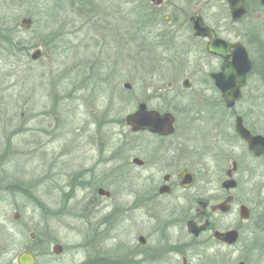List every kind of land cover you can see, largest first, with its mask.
Here are the masks:
<instances>
[{"label":"rangeland","instance_id":"1","mask_svg":"<svg viewBox=\"0 0 264 264\" xmlns=\"http://www.w3.org/2000/svg\"><path fill=\"white\" fill-rule=\"evenodd\" d=\"M127 1L0 0V264H16L23 250L36 255V264H121V206L133 204L150 176L122 162L148 159V150L133 146L152 145L127 131L124 116L140 100L183 109V75L209 67L197 54H183L184 36L173 43L178 56L164 57L170 62L153 61L155 47L146 54L125 42L123 33L134 27ZM24 17L28 28L21 27ZM252 26L246 17L225 36L243 42L254 62L236 111L264 134V28ZM224 114L218 128L233 136V117ZM212 123L204 112L188 111L176 134L199 142ZM124 140L130 142L122 149ZM234 151L248 170L238 174L239 191L264 209V163L241 155V147ZM97 185L109 196L96 195ZM131 210L133 219L138 213Z\"/></svg>","mask_w":264,"mask_h":264},{"label":"flooded vegetation","instance_id":"2","mask_svg":"<svg viewBox=\"0 0 264 264\" xmlns=\"http://www.w3.org/2000/svg\"><path fill=\"white\" fill-rule=\"evenodd\" d=\"M127 3L131 5L129 11L134 13V22H130L134 27L133 30L129 26V30L126 28L125 42L131 40L146 54L155 47L160 54L157 57L150 54L156 57L152 60L170 62L178 56L174 40L184 36L187 44L183 54H197L196 58H203L209 67L183 75L181 87L189 95L187 102L182 104L183 109L180 104L171 102L140 100L128 113L135 112L141 104L159 116L170 113L174 119L171 133L160 134L147 129L132 131L125 122L128 114L124 116L127 131L149 137L152 145L151 149L139 144L133 146L140 152L148 150V159L134 156L130 162L126 159L122 162L124 166L132 164L146 170L150 176L145 178L146 188L136 195L133 204L127 209L121 206V264H264L263 202L252 201V193L239 191L238 174L248 173V170L234 151L235 146L241 147L244 151L241 155L264 163V155L257 156L250 151L235 129L236 117L240 116L251 134L264 135L248 128L244 114L236 111L254 62L243 42L237 37L225 36L250 16L252 31L264 28V0H129ZM232 4L240 11L243 9V14L236 19L232 15ZM197 28L205 35H197ZM212 37L226 42L225 56L208 51ZM237 42L247 50L251 70L240 86L239 98L227 106L216 75L222 71L224 58L226 61L232 58L233 45ZM168 55L173 58H164ZM155 95L157 98L161 94ZM195 110L204 112L213 122L210 129L201 131L199 142L176 134L180 114L188 116V111ZM223 111L233 117V136L222 134L218 128ZM127 142L130 141H122V149ZM133 158L141 162L136 164ZM90 180L88 183L92 182ZM100 188L107 191L101 185L94 186L92 191L103 195ZM131 209L138 217L132 219ZM242 211L246 216L241 215ZM105 221L102 218V223ZM230 231L236 234L233 241L228 242L224 233ZM55 244L58 243L53 246ZM221 248L228 252L225 258L221 257ZM31 253L36 264V255Z\"/></svg>","mask_w":264,"mask_h":264},{"label":"water","instance_id":"3","mask_svg":"<svg viewBox=\"0 0 264 264\" xmlns=\"http://www.w3.org/2000/svg\"><path fill=\"white\" fill-rule=\"evenodd\" d=\"M241 7V6H240ZM232 15L236 19L243 14L242 11L235 8L232 4ZM31 24V19L24 17L21 20V27L28 28ZM197 35H205V32L199 28L196 31ZM234 53L230 61H226L224 58V63L222 71L216 75L217 85L221 88L222 94L225 98L227 106L233 105L234 101L240 96V86L246 81L247 74L251 70V61L248 56L245 47L237 42L234 45ZM227 44L225 41L220 39H215L212 37V41L208 44V51L225 56V49ZM40 57V50L36 49L31 54L32 59H37ZM215 78V76H213ZM124 88L129 89L131 85L129 83L123 84ZM232 92V93H230ZM173 116L170 113H165L163 116H159L157 112L153 110H146L144 104H141L138 109L128 114L125 117L126 125L131 127L132 131H139L147 129L151 132H156L160 134H169L173 131ZM235 129L237 133L247 142L248 149L252 151L255 155H264V135L251 134L242 124V118L240 116L236 117ZM133 162L139 164L141 161L138 158H133ZM191 181V180H189ZM99 192L104 193L106 196L109 195L108 191H103L101 188ZM242 210H245L243 208ZM242 216H246V213L242 211ZM18 214H14V218H17ZM236 232L230 231L224 233V238L226 241H233ZM34 234L30 233V237ZM61 245L55 244L52 248L54 253L61 252ZM18 264H35L34 255L26 250H23L17 255ZM238 264H243L242 262Z\"/></svg>","mask_w":264,"mask_h":264}]
</instances>
